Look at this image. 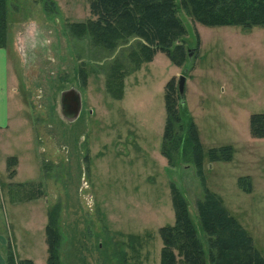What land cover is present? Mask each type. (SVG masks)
Returning <instances> with one entry per match:
<instances>
[{
	"label": "rangeland",
	"instance_id": "1",
	"mask_svg": "<svg viewBox=\"0 0 264 264\" xmlns=\"http://www.w3.org/2000/svg\"><path fill=\"white\" fill-rule=\"evenodd\" d=\"M89 4L7 0L13 124L12 138L2 146L20 163L12 187L7 186L14 204L5 206L4 194L0 211L6 209L24 250L29 246L25 212L39 213L30 221L36 222L32 228L39 234L33 237L39 243L40 213L58 206L57 251L63 264H160L159 228L175 222L171 182L185 196L207 246L195 206L203 187L191 147L182 141L174 166L161 152L165 86L171 81L169 87L178 91L184 74L181 113L185 127L187 116L197 125L206 184L264 256V137L250 132V115L264 112V25H207L181 12L188 30L178 42L185 48L183 60L178 64L156 50L135 68L130 53L141 38L110 50L94 45L88 33H72L69 23L88 19ZM114 71H124L120 98L107 86ZM72 87L80 92L81 109L69 121L61 93ZM222 145L233 147L232 158L210 161L208 150ZM240 177L251 183L249 191L240 186ZM130 234L139 240H130ZM38 250L31 254L42 264Z\"/></svg>",
	"mask_w": 264,
	"mask_h": 264
},
{
	"label": "trees",
	"instance_id": "2",
	"mask_svg": "<svg viewBox=\"0 0 264 264\" xmlns=\"http://www.w3.org/2000/svg\"><path fill=\"white\" fill-rule=\"evenodd\" d=\"M89 5L88 19L69 23L72 33L79 36L88 33L94 45L110 50L120 41L141 38L137 42L138 48L130 53L135 68L150 61L156 50L164 51L178 64L183 60L185 48L178 42L188 30L181 12L195 22L207 25L245 28L264 25V0H90ZM6 42L7 0H0V46H5ZM118 67L123 70L124 66L120 63ZM123 73L114 71L107 78V86L117 98L122 95ZM111 77L117 82L116 86ZM170 82L165 86L166 121L161 152L168 164L174 166V155L182 141L191 147L192 161L203 187V194L195 200V206L207 246L192 221L185 196L171 182L175 222L159 228L163 244L160 264H264V256L254 246L252 236L226 208L222 198L207 186L203 170L204 150L197 125L187 116L185 127L181 113V104L185 100L175 87H169ZM184 129L186 134L182 140ZM250 132L252 136L264 137V112L250 115ZM207 155L210 161H228L233 156V147H212ZM11 160L14 162V157ZM239 184L245 191L251 189V183L244 177L239 178ZM57 213L58 206L47 212V264H63L57 251L60 237L56 227ZM135 238L139 240L137 235L130 234V240ZM5 256L6 264H34L32 259H17L10 243L6 246Z\"/></svg>",
	"mask_w": 264,
	"mask_h": 264
},
{
	"label": "crops",
	"instance_id": "3",
	"mask_svg": "<svg viewBox=\"0 0 264 264\" xmlns=\"http://www.w3.org/2000/svg\"><path fill=\"white\" fill-rule=\"evenodd\" d=\"M8 12V11H7ZM8 14V13H7ZM9 45H10V33L7 31V42L5 46H0V200L2 201V195H6L8 197V204L13 205L14 202L10 195V189L12 187L13 181H15L16 177L19 173V163L20 158L16 156H12L9 152L10 147H3V143H9V139L12 138V134L10 132V127L13 124V119L11 116V94L13 87L11 86V76H10V54H9ZM14 157L15 161L12 162V158ZM12 170L14 173L12 174ZM8 186V188H7ZM6 189V191H4ZM37 204V201H35ZM5 203V199H4ZM19 204V202H17ZM35 204V209L38 205ZM28 207V206H27ZM19 210V209H17ZM31 214H29L28 210L25 212V216L22 218V227L25 228L26 234L28 236V244L27 248L25 245L21 243L19 236H16L15 228L12 226V220L10 221L5 209V213L0 211V264H6V256H5V248L8 243L11 244L13 248L14 255L18 259H32L34 264H38L36 258L32 256L31 253L34 254L36 249L40 251V255L43 257L41 259L42 264H47V243L45 239V226L47 223V213L46 211H42L40 213V224H38V230L40 229V237L39 243L36 239H34L33 234L35 232L39 234L32 227L36 222L32 221L31 218L36 217L39 214L34 210H30ZM34 211V214H32ZM20 212V211H18ZM35 219V218H34ZM35 221V220H34ZM243 225V224H242ZM245 227V226H244ZM246 229V228H245ZM252 236V235H251ZM253 242H254V237ZM255 246V244H254Z\"/></svg>",
	"mask_w": 264,
	"mask_h": 264
},
{
	"label": "water",
	"instance_id": "4",
	"mask_svg": "<svg viewBox=\"0 0 264 264\" xmlns=\"http://www.w3.org/2000/svg\"><path fill=\"white\" fill-rule=\"evenodd\" d=\"M185 81V75L181 74L178 79V92L181 97L184 96ZM61 104L65 117L69 121H74L78 117L81 109V95L79 90L72 87L62 91Z\"/></svg>",
	"mask_w": 264,
	"mask_h": 264
}]
</instances>
